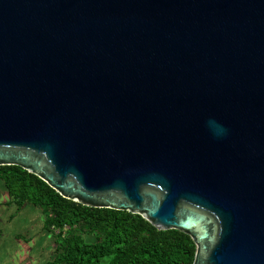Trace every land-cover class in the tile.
<instances>
[{
    "label": "water",
    "instance_id": "water-1",
    "mask_svg": "<svg viewBox=\"0 0 264 264\" xmlns=\"http://www.w3.org/2000/svg\"><path fill=\"white\" fill-rule=\"evenodd\" d=\"M0 165L264 264V0H0Z\"/></svg>",
    "mask_w": 264,
    "mask_h": 264
},
{
    "label": "trees",
    "instance_id": "trees-1",
    "mask_svg": "<svg viewBox=\"0 0 264 264\" xmlns=\"http://www.w3.org/2000/svg\"><path fill=\"white\" fill-rule=\"evenodd\" d=\"M0 179L17 209L31 203L43 214V230L53 237L45 264H192L189 235L160 230L136 213L91 207L61 196L18 165H0Z\"/></svg>",
    "mask_w": 264,
    "mask_h": 264
},
{
    "label": "rangeland",
    "instance_id": "rangeland-1",
    "mask_svg": "<svg viewBox=\"0 0 264 264\" xmlns=\"http://www.w3.org/2000/svg\"><path fill=\"white\" fill-rule=\"evenodd\" d=\"M9 200L0 179V264H45L53 254V237L43 230L39 206L24 204L20 209ZM107 258L102 259V264Z\"/></svg>",
    "mask_w": 264,
    "mask_h": 264
},
{
    "label": "clouds",
    "instance_id": "clouds-1",
    "mask_svg": "<svg viewBox=\"0 0 264 264\" xmlns=\"http://www.w3.org/2000/svg\"><path fill=\"white\" fill-rule=\"evenodd\" d=\"M208 124L213 129L214 134L217 137H221V136L226 135L227 129L222 124H220L219 122H217L216 120L210 119L208 121Z\"/></svg>",
    "mask_w": 264,
    "mask_h": 264
}]
</instances>
